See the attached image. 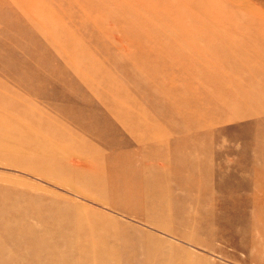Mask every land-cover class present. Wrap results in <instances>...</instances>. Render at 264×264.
Listing matches in <instances>:
<instances>
[{"label":"bare ground","instance_id":"obj_1","mask_svg":"<svg viewBox=\"0 0 264 264\" xmlns=\"http://www.w3.org/2000/svg\"><path fill=\"white\" fill-rule=\"evenodd\" d=\"M88 1L106 0H12L0 6V35L6 36L0 40V75L8 77L0 78V154H8L0 163L55 179L125 219L57 195H38L35 207H25L22 200H32L25 190L0 183L8 198L0 202V264H17L19 258L26 264H211L205 255L131 221L163 228L166 215L141 208L144 192L131 182L138 178L125 173L142 171L141 161L152 160L163 171L185 164L181 152L187 142L169 148L168 139L201 136L195 145L200 150L202 138L215 137L204 129L230 118H260L257 145L264 149V11L253 0H192L190 22L181 33L172 19L165 24L160 14L140 10L152 0H109L122 14L157 25L141 36L119 17L106 22ZM77 6L79 12L72 8ZM151 38H160V45ZM39 68L49 77L39 76ZM50 81L61 91L47 94ZM82 95L94 100L87 123L66 107L73 103L65 99ZM43 98L50 100L47 109L36 105ZM64 100L65 110L56 103ZM100 112L113 118L103 120ZM97 126L101 130L92 132ZM172 148L178 156L170 159ZM259 159L264 171V151ZM213 174L212 169L195 181L188 177L184 184L199 189L214 182ZM253 180L255 193L240 211L263 231L264 173ZM30 219L43 229L37 231ZM13 237L16 244L8 242Z\"/></svg>","mask_w":264,"mask_h":264},{"label":"rangeland","instance_id":"obj_2","mask_svg":"<svg viewBox=\"0 0 264 264\" xmlns=\"http://www.w3.org/2000/svg\"><path fill=\"white\" fill-rule=\"evenodd\" d=\"M10 1L12 0H0V6ZM118 1L121 3L127 0ZM63 2L68 3V0H63ZM50 3L57 6L54 2ZM88 3L90 8L103 11L100 14L105 17L106 22L108 18L119 17L127 21L123 24L126 29L139 31L141 36L148 35L157 28V25L154 23L149 25L138 19L136 17L137 15H133V18H131L130 15L122 14L119 5L112 4L113 1H94L91 3L88 1ZM193 3L194 1L192 0H152L151 3L147 1L143 7H140V10L150 15L160 14L161 22L165 24L166 21L172 19V22L181 28L180 32L182 33L186 31V28L183 26L190 22L191 15L189 11L193 10L191 8ZM253 5L261 7L264 11V0H253ZM11 6L13 5L11 4ZM96 6L102 8H97ZM72 8L78 12L80 11L79 6ZM90 25H92V23H90ZM5 37L4 34L0 35V40ZM12 38L13 37H10L11 40ZM10 39H8L9 42H11ZM150 40L153 45H160V38H151ZM27 44L30 45L31 41ZM4 52L5 50L0 52L1 57H3ZM19 58L22 57H15L14 60ZM21 70L26 72L24 69ZM37 72L39 76L49 77L50 75H48L44 68H39ZM0 78L4 80L8 79V77L2 75H0ZM56 85L55 82L50 81V84L44 87L45 92L47 94L53 91L60 92L61 87ZM35 93V91L32 93V97H34ZM146 96L149 98V95ZM65 100L68 103H73L72 105L66 106L71 115L78 114L79 119L82 118L85 123L89 122L88 118L92 117L91 106L94 105V100L90 95L88 97L82 95L80 98ZM65 100L60 102L56 101L64 110V105L67 103ZM49 102L50 100L43 98L37 100L36 105L47 109ZM140 114L144 115V111L140 112ZM99 116L103 120H105L106 116L109 117L108 119L113 118L112 115H107L105 112H100ZM259 119L258 117L244 119L230 118V121L227 123L204 129L205 131H211L215 137L213 141V138L211 139V142L205 141L202 138V141H199V143L201 142V145L199 144L201 147L200 150H198V147H195V145L197 138L201 136H192V134L191 136L186 134L176 135L168 139L170 140V144L168 143V145L169 148H171L176 143L184 144L187 142L188 146L182 149L181 152L185 156V164L179 166L178 163H175L173 165L175 166L173 170L163 171L158 163L152 160L145 161L144 163L141 161V164H143L142 171H138L134 174L129 172L125 173L126 175L128 174L138 178L137 181L131 180V182L138 183V191L142 194L144 192L145 196H143V199L145 200V204H143L141 208L146 212L152 211L156 217L162 214L166 215L165 218L161 217L164 222L163 228L140 223L132 219L131 221L142 225L146 230H150L157 235L160 234L162 237L172 238L184 250L190 251L193 254L205 255L211 264H264V230L256 231L252 227V219L245 216L242 211H240L244 206L242 204L243 200H245L247 196L251 197L255 193V182L253 180L255 175L264 173V171L261 170L262 162L259 159L264 149L259 148V145H257L261 137L258 123ZM97 129L101 130V126H97L96 128L93 127L92 132H96ZM77 131L79 134L81 133L80 130ZM108 149L109 148H103L104 153L107 154V152H110ZM169 152H171L169 156L170 159L174 155L175 157L178 156V150L174 148ZM7 155L3 153L0 154V156ZM213 159L215 161L212 165L214 182L209 185L202 184V187L199 189L196 187L191 189L188 185L185 186L184 183L188 177L191 181H195L201 174H207L212 170L208 164L212 163L211 160ZM254 161H259V164H257L261 171H256L253 164ZM145 163L151 164L147 165ZM146 165L147 168L145 169ZM6 166L0 163V183H16L21 190H25L27 197H31L33 200L32 205V200H27L26 202L25 199H23L24 201L22 200L21 203L25 207L30 205L35 207V199L38 195H44L48 198L57 195L66 197L67 199H75L82 205L85 204L89 207L101 208L122 217L119 213L107 209L99 203L97 204L90 199L75 195L69 188L62 187L55 179H43L39 174H31L21 171L20 169L19 171ZM194 173L195 175H193ZM147 177L150 178L148 179ZM181 184L184 185L181 186ZM0 194V202L4 201L5 198L8 200L6 194H3V192H0ZM149 194H151V196ZM157 196H159L160 200ZM232 198H239L240 200L238 199L236 203L232 204ZM215 202L219 203L216 204ZM155 203L159 204L156 205ZM160 205L163 206L160 208ZM224 212H227L229 216L225 215L226 213L224 214ZM122 218H124V216ZM33 220L35 219H30L36 226L37 231L43 229L44 226H42L40 222L37 223L36 220ZM164 228H170V232ZM11 239L12 241L10 240L8 242L11 244L17 243V241H14V237ZM14 248L15 246L10 245L9 251L13 252L12 249ZM8 255L11 256V254ZM254 255L259 256L260 260L256 261ZM7 262H9V260ZM25 262V258H19L17 264H26ZM9 263L11 264V262ZM12 264H15V262Z\"/></svg>","mask_w":264,"mask_h":264}]
</instances>
